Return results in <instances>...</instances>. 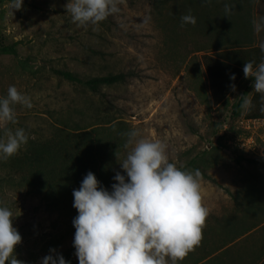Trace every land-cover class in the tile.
I'll return each mask as SVG.
<instances>
[{"label":"rangeland","instance_id":"1","mask_svg":"<svg viewBox=\"0 0 264 264\" xmlns=\"http://www.w3.org/2000/svg\"><path fill=\"white\" fill-rule=\"evenodd\" d=\"M67 2L26 0L20 10H12L8 1L0 2V44H16V55L0 54V97L15 86L32 102L30 109L12 106L16 122H0V138L6 139L8 129L23 128L28 140L45 139L57 118L69 111H85L88 116L100 109L138 131L137 139L165 143L169 161L178 168L195 154L213 151L218 141L225 144L217 152L220 162L209 163L208 168L204 163L206 176L200 177L202 204L208 210L202 239L177 261L208 264L210 255L220 249L222 255L231 231L236 232L233 240L245 231L241 223L234 228L230 223L245 216L241 210H264L259 197L264 193V121L232 118L228 110L208 105L203 101L208 88L204 91L199 86L200 80L206 84L203 70L197 77L195 61H180L177 53L169 55L168 49L176 50L184 42L182 35H170L166 17L180 1L168 2L161 13H155L154 0H118L117 13L86 26L72 21ZM252 13L254 20L264 18V2ZM257 34L264 41V28ZM54 68L86 76L124 72L127 79L92 94L55 75ZM74 114L72 118L79 121L80 114ZM133 146L129 144L117 159L116 172L126 175L120 162ZM25 149L26 144L13 156L0 159V207L12 212L13 226L22 237L15 247L16 258L22 264H40L55 249L70 254L65 259L78 264L72 223L78 212L47 204L22 183L15 158ZM240 154L256 161L248 162ZM225 222L230 226H224ZM239 238L238 242L246 243Z\"/></svg>","mask_w":264,"mask_h":264},{"label":"clouds","instance_id":"2","mask_svg":"<svg viewBox=\"0 0 264 264\" xmlns=\"http://www.w3.org/2000/svg\"><path fill=\"white\" fill-rule=\"evenodd\" d=\"M118 0H68L65 5L72 21L80 26L96 25L119 11ZM208 2V0H202ZM24 0H11L10 8L20 10ZM225 11H230L225 5ZM183 23L196 24L191 14L181 17ZM254 31L264 28V18L253 20ZM264 53V41L259 43ZM245 78L254 77L253 90L264 101V58L255 65L243 66ZM235 80V75L230 77ZM232 91L236 85H230ZM15 104L31 108V98L10 86L6 97H0V122H16ZM252 107L250 97L244 96L241 108ZM260 111L264 112V103ZM0 138V159L16 154L28 141L23 128L5 131ZM133 144L120 162L126 175L117 171L111 190L104 187L89 171L80 187L73 190V207L77 209L72 221L75 228L73 245L78 264H172L183 260L199 245L208 210L202 204L201 173L187 171L169 161L167 146L159 140L140 137L136 130L128 134ZM22 240L13 226L12 212L0 207V264H22L16 258L15 247ZM40 264H71L64 256L50 249Z\"/></svg>","mask_w":264,"mask_h":264},{"label":"trees","instance_id":"3","mask_svg":"<svg viewBox=\"0 0 264 264\" xmlns=\"http://www.w3.org/2000/svg\"><path fill=\"white\" fill-rule=\"evenodd\" d=\"M3 1L11 2L0 0ZM177 1L181 4L168 12L167 24L170 35H182L184 42L176 50L168 49L169 55L171 53L174 57L177 53L180 61H195L197 77L203 70L206 84L200 80L199 86L204 91L206 86L208 88L203 96V101L208 105L228 110L232 118L264 120V112L260 111L264 101L261 94L253 90L254 77L245 78L243 73L246 62H253L255 68L264 58L258 46L261 41L254 31L252 13L253 8L264 0H154L153 11L161 13L166 3L174 5ZM225 5L230 11H225ZM187 14L196 18L195 25L182 22L181 17ZM15 45L0 44V54L16 55ZM198 52L201 53L200 60H196ZM52 71L61 79L80 87L83 92L92 94H98L102 86H111L127 79L124 72L86 76L67 69L54 68ZM233 74L235 80L230 79ZM232 84L236 85L235 91L230 87ZM244 96L252 100V107L248 111L241 108ZM75 112L80 114L79 121L72 118ZM91 114L87 116L85 111L76 109L69 111L66 116L57 118L49 137L28 140L26 149L15 158L22 183L29 191L42 195L49 205L77 210L73 207V190L80 187L89 171L109 190L116 182L113 177L119 162L117 159H121L127 150V134L132 128L122 119L102 113L100 109L93 110ZM218 143L212 147L213 151L195 154L180 168L192 172L199 170L201 175L206 176L204 165L208 168L209 163L220 162L217 152L221 153V147H226L220 141ZM239 157L248 162L256 161L242 154ZM263 196L264 193L259 195L261 205H264ZM62 255L64 258L70 256Z\"/></svg>","mask_w":264,"mask_h":264},{"label":"crops","instance_id":"4","mask_svg":"<svg viewBox=\"0 0 264 264\" xmlns=\"http://www.w3.org/2000/svg\"><path fill=\"white\" fill-rule=\"evenodd\" d=\"M257 211V212H256ZM243 216L240 221H232L231 227L237 223H241V238L246 243L238 242V238L235 240L231 231L230 237L225 242L224 253L210 255L207 259L208 264H264V210H241ZM228 222H225L224 226H230ZM245 223V226L242 224ZM249 225V226H248ZM239 238V239H241ZM221 247V248H223Z\"/></svg>","mask_w":264,"mask_h":264},{"label":"built area","instance_id":"5","mask_svg":"<svg viewBox=\"0 0 264 264\" xmlns=\"http://www.w3.org/2000/svg\"><path fill=\"white\" fill-rule=\"evenodd\" d=\"M259 121H264V120H259ZM258 120H247V122H259Z\"/></svg>","mask_w":264,"mask_h":264}]
</instances>
